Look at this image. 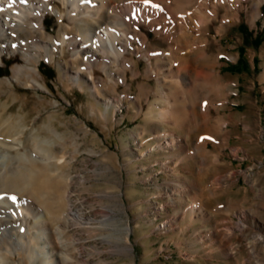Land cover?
I'll use <instances>...</instances> for the list:
<instances>
[{
	"label": "rangeland",
	"instance_id": "rangeland-1",
	"mask_svg": "<svg viewBox=\"0 0 264 264\" xmlns=\"http://www.w3.org/2000/svg\"><path fill=\"white\" fill-rule=\"evenodd\" d=\"M128 1L109 6L123 9ZM225 4L235 13L230 0ZM243 4L230 24L226 9L190 0L187 14L206 7L216 17L196 39L171 43L140 25L146 44L130 34L132 48L123 44L119 59L110 56L106 73L80 69L85 50L78 61L69 46L62 51L55 13L42 18L43 34L18 33L17 50L0 39V129L11 116L26 127L28 152L36 153L35 139L45 141V165L9 170L18 184L30 173L34 190L44 194L39 205L47 224L32 242L30 230V251L17 249V227L0 236V264H264V3L254 20L252 3ZM193 23L198 30L199 18ZM107 24L90 19L82 30ZM221 25L228 28L219 34ZM142 54L164 76L188 57L182 88L147 73ZM162 91L172 96L162 101L174 117L159 115ZM17 133L0 139L17 141ZM55 213L67 218L59 233Z\"/></svg>",
	"mask_w": 264,
	"mask_h": 264
},
{
	"label": "bare ground",
	"instance_id": "bare-ground-1",
	"mask_svg": "<svg viewBox=\"0 0 264 264\" xmlns=\"http://www.w3.org/2000/svg\"><path fill=\"white\" fill-rule=\"evenodd\" d=\"M52 1L54 0H0V39L4 41V44H9L13 51L17 50L19 46L18 42H21V40H18V33H21V31L27 33L31 30H36L43 34L45 28L42 18L46 13H55L58 21L62 24L59 37L62 51L64 45L69 46L72 49L73 59L78 61L81 58V51L85 50L87 54L81 63L82 65L84 64V67L80 69L89 70V74H96L95 69L106 73L108 58L110 56H115L119 59L123 54L122 49L126 48L122 47L123 44L132 48V40L129 38L130 34L141 37L142 45H145L147 37L141 35L139 30L140 25L153 29L158 38L171 42L173 38L180 36L190 35L193 39H196V36H199L201 33L205 35L206 32L208 33L210 24H212L213 20L216 18L208 13L209 10L207 11L206 7L199 16L187 14L185 9L188 7L190 0H160L164 1L166 3L165 5H159L157 2L159 0H146L145 2L141 0H131L127 2V5L124 6L123 9L115 8L114 6L110 7L109 4L111 0H55L59 3V6L53 5ZM243 2L252 3L253 20L261 15L260 7L264 3V0H230V4L235 10V13L231 12L232 9L225 4V0H217V4L215 5L210 3L209 0H206V4L214 5L216 10L220 8L226 9L223 20L233 15V18L229 21L230 24L239 18L238 10L244 8ZM59 7H61L62 10H60ZM178 16H181L180 20L176 18ZM101 18L109 21L111 20L112 26L107 24L101 28L95 27L93 30L88 28L82 30V27L88 25L90 19L96 24ZM196 18H199L200 21L199 29L193 31L191 27L194 26L193 20ZM183 19L185 21L182 22ZM74 26L79 30L81 29L82 35L74 34ZM120 27H124L125 30H122ZM226 28H228V26L221 25L217 31L220 34ZM205 42L207 43V40L202 41V43ZM75 45H77V47ZM178 48L177 46L174 47L175 50ZM199 51L205 52L204 49H200ZM156 55H158L157 52L155 53V57ZM142 56L148 61L147 73L159 80L161 77L168 78L170 79V86L182 88L183 83L180 80V76L191 66L188 57L178 58L175 61L177 65L173 66L172 63L166 71L167 76H164V71L152 64V56L149 54H142ZM98 58H100L99 61L97 60ZM126 65L135 73L133 69L135 66L134 61L128 60ZM215 65L216 61L213 66ZM14 73L17 76L18 70L15 69ZM3 83L4 85H10V83L6 81L1 82V84ZM158 95L161 98V109L159 113L161 119H165L168 116L174 117L172 114L170 115L171 111L167 110L163 104L165 99L171 101V94L162 91ZM17 124L18 122L14 124L12 122V117L9 116L4 122L3 128L0 129V134H5L7 136H14L16 134H14V131L19 129L17 135L20 136L17 141L12 139H0V196L3 197V199L0 200V236L4 238L7 231L17 227L12 237L15 239V243L18 244L17 249L27 250L28 248V251H30L31 248H34L31 245L28 246L26 243V239H28L27 235L30 230V237L28 236L30 242L34 241L35 234L46 230L47 224L42 218V210L39 205L44 203L41 198L44 194L41 195V193L34 190L35 186L33 187L32 183L29 181L30 173L27 172V170L25 171L27 172L26 174H22V179L18 184L15 178H19L20 176L16 177V173L11 172L9 168L11 165L14 166L16 164V169L24 168L23 166L26 165V163L38 167L45 165L43 158L45 152L41 148V145L45 141L39 138L35 139L33 149L36 153L28 152L29 150L26 149V142L28 140L25 142L22 139V137L25 136L26 127L21 126L18 128ZM163 136L164 139H171V134H169L168 131H164ZM175 143L174 140H171L170 145L174 148ZM9 164L11 165L9 166ZM16 192H23L26 193V195L21 194V197H19ZM181 192H185V190L183 189ZM28 195H33L35 201H33V199H28ZM12 198L15 199V202H13ZM53 218L57 226L55 232L59 233L61 231L60 226L66 223L67 218L65 215L59 216L56 213ZM40 236L42 237L41 243L48 244L45 235L41 234ZM7 251L6 249V252ZM0 261H3L1 255Z\"/></svg>",
	"mask_w": 264,
	"mask_h": 264
},
{
	"label": "snow or ice",
	"instance_id": "snow-or-ice-1",
	"mask_svg": "<svg viewBox=\"0 0 264 264\" xmlns=\"http://www.w3.org/2000/svg\"><path fill=\"white\" fill-rule=\"evenodd\" d=\"M3 199V197L2 196H0V200H2ZM13 199V202H15V199L14 198H12Z\"/></svg>",
	"mask_w": 264,
	"mask_h": 264
}]
</instances>
